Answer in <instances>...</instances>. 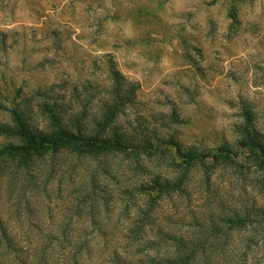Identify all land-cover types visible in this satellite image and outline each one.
<instances>
[{
  "label": "rangeland",
  "instance_id": "obj_1",
  "mask_svg": "<svg viewBox=\"0 0 264 264\" xmlns=\"http://www.w3.org/2000/svg\"><path fill=\"white\" fill-rule=\"evenodd\" d=\"M110 64L139 84L118 123L144 128L155 144L163 146L158 134L182 146L235 149L246 109L264 139V0H0V123H12L7 108L17 102L43 126L33 105L69 100L90 82L89 111L97 114ZM88 95L72 100L76 108ZM8 140L0 135V145ZM155 149L114 156L108 174L96 162L89 173L106 197L95 195L94 204L77 199L89 175L64 155L48 183L50 163L32 181L14 188L5 181L0 213L16 245L0 261L38 264L50 238L49 264H71L75 248L63 241L71 238L88 240L80 264H138L175 254L170 237L204 238L214 226L196 264H264V224L255 211L264 207V171L244 153L236 166L190 171L181 188L157 197L133 189L160 173L178 178L173 149ZM234 211L250 221L226 223Z\"/></svg>",
  "mask_w": 264,
  "mask_h": 264
},
{
  "label": "trees",
  "instance_id": "obj_2",
  "mask_svg": "<svg viewBox=\"0 0 264 264\" xmlns=\"http://www.w3.org/2000/svg\"><path fill=\"white\" fill-rule=\"evenodd\" d=\"M108 83L104 86L103 96L99 98L98 113L91 116L89 111L91 105V82L82 85L79 90L74 87L71 98L66 100L62 97H50L43 99L33 105L38 109L37 115H42L44 125L35 123L34 116L30 113V106H21L17 102L13 103L7 109L10 112L12 123H0V135L9 138L8 141L0 145V210L2 207V192L5 181H10V187L14 188L19 183L34 180L37 173L47 171V164L50 163V173L44 182L48 183L51 171L56 168L58 160L64 155L66 161H71L73 167H80L81 173H84L89 180H84L77 187L81 195L77 196L80 202L96 203L95 195L101 193L106 197L105 188L98 182L97 174H92L93 165L98 162L100 168L105 173H112L106 163L114 156L134 152L135 150L150 151L161 150L163 146L173 149L174 160L179 167L178 178H169L157 174L153 178V183L142 182L139 186L133 187L141 193H156L161 197L170 193L171 189L181 188L187 174L192 170L202 169L204 172L215 169L216 167L227 168L239 164V157L246 153L253 165L260 167L264 171V139L259 132L251 127L252 111L246 109L244 114L246 123L238 125V132L241 136L237 140V146L234 149L227 142L221 143L213 148H200L195 145L182 146L177 140L162 138L158 134L155 136V144L148 133H141L144 128H125L118 123V118L122 115L126 107L133 103L139 90V84L130 81L114 65L110 64L107 68ZM82 91L89 93L84 102H80L76 108L73 99L79 100ZM30 105V104H29ZM91 119L92 124L90 120ZM139 124L143 121L138 119ZM146 135V136H145ZM61 155V156H60ZM55 159V160H54ZM72 175V171H71ZM7 179V180H6ZM88 179V178H87ZM34 182V181H33ZM43 182V181H42ZM35 183H37L35 181ZM89 186V187H88ZM124 189V188H123ZM16 191V190H14ZM103 191L104 193L100 192ZM124 192L131 193V188H126ZM123 193V190H122ZM93 195V196H92ZM153 199V198H152ZM259 217L258 222L264 224V207L255 210ZM1 212V211H0ZM147 214V211L145 212ZM142 213V214H144ZM250 215H240L234 211L230 216L223 218L226 223L232 226H245L250 221ZM216 227L212 229L206 227L203 229L206 233L204 238L198 236L170 237L175 243V254L158 258L151 255L147 258L138 259V264H196L198 256L208 247V234L215 232ZM50 238L44 240L43 247L39 249L38 264H49L50 254L45 253V249L51 243ZM65 242H71L75 248L72 254L71 264H80L84 242L63 239ZM207 242V243H206ZM152 244V241H150ZM15 239L10 235L8 226L0 213V260H6L9 250L15 247ZM37 257V255H36ZM0 264H5L1 262Z\"/></svg>",
  "mask_w": 264,
  "mask_h": 264
}]
</instances>
